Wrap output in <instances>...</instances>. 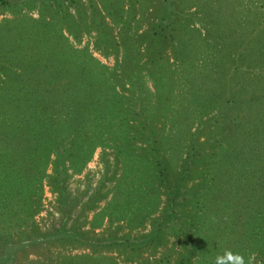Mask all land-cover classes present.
<instances>
[{
    "label": "trees",
    "instance_id": "16d2710c",
    "mask_svg": "<svg viewBox=\"0 0 264 264\" xmlns=\"http://www.w3.org/2000/svg\"><path fill=\"white\" fill-rule=\"evenodd\" d=\"M41 2L0 19V223L38 211L45 184L65 204L108 147L112 184L47 239L154 250L172 232L178 264L225 250L264 264V0ZM82 30L114 65L69 39Z\"/></svg>",
    "mask_w": 264,
    "mask_h": 264
},
{
    "label": "rangeland",
    "instance_id": "374dc122",
    "mask_svg": "<svg viewBox=\"0 0 264 264\" xmlns=\"http://www.w3.org/2000/svg\"><path fill=\"white\" fill-rule=\"evenodd\" d=\"M81 1L84 3L83 7L86 13L89 14V0ZM41 4V0H35L33 5L22 4L20 8L17 7V10L37 17ZM52 5L55 6L54 3ZM69 9L76 14L73 5H70ZM17 10H2L0 19L2 16L18 15ZM116 31L118 28L113 26V32L116 33ZM94 37L95 32L92 30L88 32L82 30L79 41L69 35V39L74 44L87 45L101 61L110 66L114 65L116 62L114 54L104 56L96 50L93 46ZM148 83L150 84V82ZM104 153L105 156L102 157ZM106 158L107 161H105ZM113 162L111 148L96 147L83 170L70 177L68 181L70 196L65 204L60 203L56 193L45 184L38 211L32 216L25 217L21 224H15L14 218L1 221L4 236L0 238V254L5 257L4 260L7 259L9 264H178L179 251L183 248L182 234L176 235L172 232L168 233L164 242L154 250L149 247L129 250L117 246H106L101 242H98L94 247L89 244L81 245L78 242H66L52 236L47 239V233L52 234L61 225L66 227L70 225L80 212L81 202L86 200L96 187H100V190L104 191L112 184L111 180L102 182L101 179L104 177L107 164L113 166ZM110 172L111 170L108 169L106 174ZM103 202L104 199L99 201V205H102ZM91 215L92 210H87L78 217V220L81 222L83 218L89 219ZM81 227L83 230L89 229L88 222H82ZM94 233L105 236L107 231L105 228L103 230L101 228L90 229L89 234L93 235ZM253 262H258L256 256Z\"/></svg>",
    "mask_w": 264,
    "mask_h": 264
},
{
    "label": "clouds",
    "instance_id": "9594fccd",
    "mask_svg": "<svg viewBox=\"0 0 264 264\" xmlns=\"http://www.w3.org/2000/svg\"><path fill=\"white\" fill-rule=\"evenodd\" d=\"M254 259L255 255L245 260L244 256L234 253L231 250H225L223 253L217 255L214 264H253Z\"/></svg>",
    "mask_w": 264,
    "mask_h": 264
}]
</instances>
